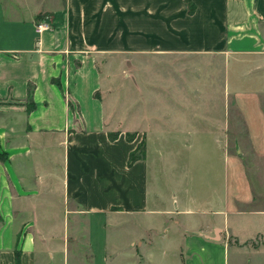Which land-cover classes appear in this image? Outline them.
Wrapping results in <instances>:
<instances>
[{"label": "crops", "instance_id": "0c3cea01", "mask_svg": "<svg viewBox=\"0 0 264 264\" xmlns=\"http://www.w3.org/2000/svg\"><path fill=\"white\" fill-rule=\"evenodd\" d=\"M190 1L193 13L185 0H0V264H15L21 230L20 264H71L76 254L69 245L82 238L90 264H109L117 221L153 211L147 148L144 158L127 164L149 131L131 114L129 126L109 139L116 122L101 95L122 74L103 77L99 61L131 55L187 57L188 70L203 74L197 84L159 83L160 142L226 143L229 96L248 142L234 154L221 148L219 184L208 193L182 186L184 173L168 182L169 197L159 187V221L183 232L176 248H213L229 264V246L211 241V230L243 241L264 233V0ZM41 21L49 27L38 32ZM124 72L125 83L137 81L134 71ZM126 131L134 132L132 140ZM165 156L159 148L162 177L169 171ZM7 221L18 223L9 228ZM253 253L257 259L240 264H264V246Z\"/></svg>", "mask_w": 264, "mask_h": 264}, {"label": "rangeland", "instance_id": "374dc122", "mask_svg": "<svg viewBox=\"0 0 264 264\" xmlns=\"http://www.w3.org/2000/svg\"><path fill=\"white\" fill-rule=\"evenodd\" d=\"M107 59L99 61V68L103 77L106 73H111L114 76H117L118 72L122 74L119 79L117 78L119 84L116 86L106 85L101 93L109 113H113V121L116 122V127L110 128L115 133L118 129H126L129 126L128 116L133 114L149 131L148 141L144 137L141 141L144 142L145 148L149 152V181L151 190L156 195V197L151 198L149 206L153 211H146L132 217L130 215L123 216L117 221L116 249L113 251L111 247L108 251L109 264H184L189 260L193 261L194 264H221L220 253L216 249H209V246L205 247L208 248L205 252H191L185 247L176 248V243L182 244L183 242V232L178 231L170 222L159 221V187L162 188L166 197H169L173 192V187L168 185V182L171 184L172 179H176V175L180 176L184 173L182 186H186L185 188H189V190L199 189L202 194L208 193L212 187L219 184L222 167L221 148H227L231 154H234L237 149L243 148V145L248 148L244 126L241 120L237 118L236 111L231 105V97L229 96V123L226 143L224 139L188 141L173 140L172 138L160 142L158 133L159 88L162 86L159 83H167L173 87H182L188 82L197 84L194 83V79L203 80L202 72L196 74L193 73V70H188L189 64L193 61L187 57L174 61H157L137 55L123 56L120 59ZM166 64L169 65L166 66ZM175 66L186 71L179 73L173 68ZM124 71H134L137 74V81L125 83L123 80ZM113 75L110 76L111 79H115L116 76ZM199 83L204 85L203 81ZM126 104L128 107H124ZM27 106L29 107L28 102ZM213 130L219 132V128L216 126H213ZM126 134L131 135L134 132L126 131ZM159 148L163 149L165 155L167 154L165 159L170 162L169 171L164 173V177L159 173ZM204 151H206L205 159ZM4 157V151L0 146V160H4ZM243 159L245 163L250 164L251 156L245 155ZM173 162L185 169L184 172L181 171L182 169L173 168ZM254 162L260 164L261 160L254 158ZM204 166L205 169H203ZM178 171L181 172L178 174ZM184 194L183 191L181 196ZM40 199L44 200L45 198L41 196ZM69 207L72 208L73 206L69 204ZM36 212L40 216L43 215V206H38ZM41 217L43 218V216ZM4 223L7 227L13 228L18 222L7 221ZM37 225L44 228L45 222L38 220ZM22 233L23 230L17 234L14 246L15 253H20ZM184 235H189V232L184 233ZM202 237L205 238L203 235ZM209 239L214 242L222 240V242L227 243L229 246L227 253L229 264L254 261L257 257L253 251L264 246V233L243 241L236 239L233 235L227 236L225 231L217 228L210 231ZM69 249L76 254V258H72L71 264H90L91 254L85 238H82L80 243H70Z\"/></svg>", "mask_w": 264, "mask_h": 264}, {"label": "trees", "instance_id": "16d2710c", "mask_svg": "<svg viewBox=\"0 0 264 264\" xmlns=\"http://www.w3.org/2000/svg\"><path fill=\"white\" fill-rule=\"evenodd\" d=\"M185 5L187 7V11L188 13H193L194 9H195V5L193 2H191L190 0H185ZM57 84L58 82L55 81ZM27 99H28V103H29V107H27V109H30L31 107H33V102H32V88L29 86L28 90H27ZM68 105L69 107H71V103L68 101ZM109 139L113 140L117 137V132H109L108 133ZM134 137V134H126V138L127 140H132ZM145 157V144L143 141H141L137 147L130 152L129 157H128V161L127 164L130 166L131 164H133L136 160L138 159H142ZM15 264H20V253H15Z\"/></svg>", "mask_w": 264, "mask_h": 264}, {"label": "built area", "instance_id": "2783aa9c", "mask_svg": "<svg viewBox=\"0 0 264 264\" xmlns=\"http://www.w3.org/2000/svg\"><path fill=\"white\" fill-rule=\"evenodd\" d=\"M48 27H49V24H47V23L44 22V21H41V22H39V23L36 24V30H37L38 32H40V31H42V30H44V29H46V28H48Z\"/></svg>", "mask_w": 264, "mask_h": 264}]
</instances>
